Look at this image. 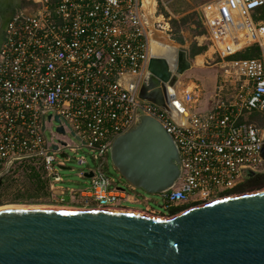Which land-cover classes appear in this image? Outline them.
<instances>
[{
    "label": "built area",
    "instance_id": "obj_1",
    "mask_svg": "<svg viewBox=\"0 0 264 264\" xmlns=\"http://www.w3.org/2000/svg\"><path fill=\"white\" fill-rule=\"evenodd\" d=\"M27 1L29 9L8 21L0 47L1 178L31 165L42 171L53 198L125 209V202L138 201L129 193L136 187L129 182L119 187L101 167L86 170L93 176L85 186L63 187L59 170L70 157L60 154L85 147L104 161L113 139L135 123L138 107L162 124L180 152L179 179L158 194L165 210L186 206L173 216L232 196L245 179L242 170L264 169V127L250 118L264 117V0H211L202 6L223 69L219 89L230 83L235 94H217L204 114L192 113L193 96L182 94L186 114L178 110L176 119L156 104L140 102L127 86L128 77L143 75L150 60L152 0ZM254 46L258 56L236 57ZM50 124L63 128L57 135L78 138L80 146L59 136L49 141Z\"/></svg>",
    "mask_w": 264,
    "mask_h": 264
},
{
    "label": "water",
    "instance_id": "obj_2",
    "mask_svg": "<svg viewBox=\"0 0 264 264\" xmlns=\"http://www.w3.org/2000/svg\"><path fill=\"white\" fill-rule=\"evenodd\" d=\"M188 66L185 56L176 66L154 54L142 81L132 83L130 91L176 119L182 103L173 100L170 89ZM136 112L135 123L113 139L109 155L123 179L145 193L159 194L179 179L180 152L159 121L141 107ZM56 130L64 134L62 127ZM66 149L60 154L65 159ZM261 154L264 159V146ZM260 172L242 170L244 178ZM92 176L84 173L85 178ZM0 264H264V190L172 217L6 206L0 208Z\"/></svg>",
    "mask_w": 264,
    "mask_h": 264
},
{
    "label": "rangeland",
    "instance_id": "obj_3",
    "mask_svg": "<svg viewBox=\"0 0 264 264\" xmlns=\"http://www.w3.org/2000/svg\"><path fill=\"white\" fill-rule=\"evenodd\" d=\"M201 1H207V0H177L175 3L171 5V7L173 11L176 10V12L178 13L177 14L178 17L177 18L173 17L170 12H167L168 10L164 9L168 13V15L172 17L171 20L169 17H166V21H169L170 25L171 26L173 25L172 27H175L181 24L182 22H184L183 29H188V31L191 33H193V31H197V32L203 31L205 33L206 31L203 28L202 24L200 23L199 12H198V7ZM262 11L264 14V8L262 9ZM186 16L188 18H185ZM173 21H177V22L175 23ZM164 22L160 21L162 25H164ZM171 31H172V28L170 31H168L170 36H171ZM250 50H251V54H255L258 52V51L255 52L253 48H251ZM241 58H244V57H241ZM215 62L216 63L219 62L217 55H214V62L205 61V65L210 66L212 63H215ZM216 69H218V72L220 75L223 74V69L220 67V65H218ZM216 69H213V71L209 70L207 72L214 77ZM185 77H186L185 73L181 74L179 75V80L180 79L182 80ZM221 83L222 81H220L219 84ZM218 86L215 92L216 95L213 98L214 102L218 98L217 94H220L221 97H225V98H230L235 94L234 87H232L230 83H226L222 91L218 88ZM194 96L197 97L195 94ZM190 111L192 113L195 112L194 110H190ZM251 116L252 115H250V118L252 119L255 118L254 115L252 117ZM256 124L258 125V121H256ZM56 136H59L57 135L56 128L52 127L50 124L46 130V137L49 141H51L52 138ZM59 137L65 138L69 142L73 143V145L75 146H80V142L77 139H75L70 133H67L65 137L63 136H59ZM65 152L70 157V160L65 163V166L71 167L72 169L71 170H64V169L59 170V173L64 178V181L61 184V186L74 187V188H81L85 186L86 184L89 183L90 179L85 178V177H80L79 174L86 172L87 169L96 170L97 167H101L108 176L113 177L116 180V183L118 184L119 187H121V185H126L127 181L123 179V177L114 168L109 154L107 155L106 159L103 161V159L101 158H97V159L94 158L93 152L89 148H85V147L82 149H78L76 151H71L70 149H66ZM80 158H84L86 163L80 164L78 161ZM39 171L42 172L41 170ZM23 176H24V173L14 172L10 175V178L17 177L16 178L17 183H22ZM14 187L15 186H13V188ZM259 190H264V183H262L261 185H255L251 188H243L242 190L238 192H233L232 196L249 194L255 191H259ZM29 193H30V190H28L26 194H29ZM129 193L134 198H137L138 201L135 203L125 202L123 205L124 207L122 208L136 209V210L142 211L144 214H150V215L159 216V217H172L173 216V215L169 216L170 210H165L162 207L161 198L158 194L145 193L141 189H136L135 191H129ZM12 196L2 198L0 202V206L6 205V204H15L19 206L23 205V207H45L46 206V207L65 208V209H90V208L97 207L96 205H93V204H88L87 206V204L83 203L82 200L76 199V198L65 197V200L62 201L59 198H53L52 196L49 195V196H40L35 199H24L22 201H13ZM146 207H149L150 211H147Z\"/></svg>",
    "mask_w": 264,
    "mask_h": 264
},
{
    "label": "crops",
    "instance_id": "obj_4",
    "mask_svg": "<svg viewBox=\"0 0 264 264\" xmlns=\"http://www.w3.org/2000/svg\"><path fill=\"white\" fill-rule=\"evenodd\" d=\"M176 1L177 0H152L153 6L150 8L151 15L149 17V29L152 32L150 59L154 54L157 53V48L160 43H165L166 45H169L176 50V57H174V63L176 64V66L179 65L180 61L183 60L185 56V58L189 62V66L182 74L185 73L186 77L182 80H178L177 84H175L174 87L176 88V91L180 94V96L186 93L193 95V103L191 104L192 110H194L195 113L204 114L214 105L213 98L216 95V88L220 81H223L224 78V75H220L218 69H216L218 66L216 62L212 63L210 66L205 65V61L214 62V55H217L214 48L212 47L211 41L208 38V33L206 28L204 27L201 15L202 6L211 0L201 1L198 7L200 23L205 29V33L203 31H193V33H191L188 31V29H183L184 22L175 27H172L173 25L171 26L170 22L166 21V17H169L170 20L172 18L168 15L167 12H170L171 15L175 18L178 17V13L176 12V10L173 11L171 7V5ZM12 5H14V7H12ZM12 9H15L14 13ZM28 9L29 4L27 0H0V47L5 39L7 22L9 21V19L16 12L21 10L27 11ZM164 9L168 11L166 12ZM185 18L188 17L186 16ZM160 21H165L164 27L159 28L157 26V23ZM173 22L176 23L177 21ZM171 28L172 31L170 36L168 31H170ZM194 45H196V47H199L200 50L197 54L192 56ZM156 55L158 57H162V55L160 54ZM164 59L168 60L165 57ZM149 63L150 60L148 62L147 69L143 72V75H141L140 77H128L127 86H129V89L132 83H134L135 85H139V82L142 81V78L148 71ZM213 69H216L214 77L207 72L209 70L213 71ZM220 85L221 84H219V86ZM194 94L197 97H195Z\"/></svg>",
    "mask_w": 264,
    "mask_h": 264
},
{
    "label": "trees",
    "instance_id": "obj_5",
    "mask_svg": "<svg viewBox=\"0 0 264 264\" xmlns=\"http://www.w3.org/2000/svg\"><path fill=\"white\" fill-rule=\"evenodd\" d=\"M252 48L255 50V52H257V51L258 52L255 54H251V50L248 49L244 52H240V53L236 54V57L258 56V54H259L258 48L256 46H254ZM199 50H200L199 47H196V45H194L193 50H192V56L197 54L199 52ZM253 115L255 116L254 119H256V121H258V126L264 127V117L259 116L257 113H253L252 116ZM14 172L24 173L22 183H17V179H16L17 177H11L10 178V175ZM12 173H9L10 175L7 174L0 181V202H1L2 198L9 197L12 195H14V196H12L13 201H22L24 199H35V198H38L40 196H49L50 195V192L48 190L47 179L43 177L42 172L35 169L33 166H31V165H19L15 168V170ZM262 183H264V180H261L260 182H255L254 185H252L251 187H253L255 185H261ZM13 186H15V187L13 188ZM251 187H248V188H251ZM26 190L27 191L30 190V193L26 194L27 193ZM240 190H242V189L237 188L233 192H238ZM185 207L186 206H174V207H172L170 209V215L176 214L177 212L184 209Z\"/></svg>",
    "mask_w": 264,
    "mask_h": 264
},
{
    "label": "bare ground",
    "instance_id": "obj_6",
    "mask_svg": "<svg viewBox=\"0 0 264 264\" xmlns=\"http://www.w3.org/2000/svg\"><path fill=\"white\" fill-rule=\"evenodd\" d=\"M153 4V3H152ZM162 55V57H165L168 59L171 63H174V57H176V50L170 47L169 45H166L165 43H160L158 48H157V53ZM173 92V93H172ZM170 94L173 98V100L181 101V96L180 94L175 90V87H171L170 89ZM182 103V102H181ZM183 104H181L180 108L182 109L181 111L184 110ZM186 112V110H184ZM6 206H16V207H23L15 204H6L3 206H0V208L6 207ZM46 207V206H45ZM53 208V207H52ZM92 209H100V208H90V209H78V210H92ZM114 210H121V211H130V212H138V213H143L142 211L136 210V209H114Z\"/></svg>",
    "mask_w": 264,
    "mask_h": 264
},
{
    "label": "flooded vegetation",
    "instance_id": "obj_7",
    "mask_svg": "<svg viewBox=\"0 0 264 264\" xmlns=\"http://www.w3.org/2000/svg\"><path fill=\"white\" fill-rule=\"evenodd\" d=\"M12 7H14V5H12ZM12 10L14 13L15 9H12ZM261 180H264V172H260L250 178L243 179L242 182L239 183L238 188L243 189V188L251 187L252 185H254L255 182H260Z\"/></svg>",
    "mask_w": 264,
    "mask_h": 264
}]
</instances>
